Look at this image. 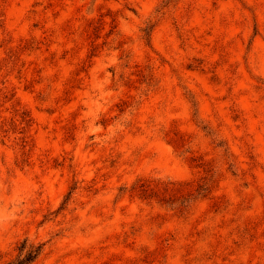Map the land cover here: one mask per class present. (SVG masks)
<instances>
[{"label": "rangeland", "instance_id": "obj_1", "mask_svg": "<svg viewBox=\"0 0 264 264\" xmlns=\"http://www.w3.org/2000/svg\"><path fill=\"white\" fill-rule=\"evenodd\" d=\"M264 264V0H0V264Z\"/></svg>", "mask_w": 264, "mask_h": 264}, {"label": "trees", "instance_id": "obj_2", "mask_svg": "<svg viewBox=\"0 0 264 264\" xmlns=\"http://www.w3.org/2000/svg\"><path fill=\"white\" fill-rule=\"evenodd\" d=\"M39 254V249L28 251L25 258L18 260L15 264H29L33 262Z\"/></svg>", "mask_w": 264, "mask_h": 264}]
</instances>
